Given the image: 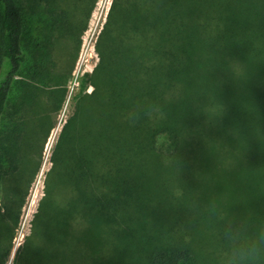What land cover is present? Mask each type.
Instances as JSON below:
<instances>
[{
    "label": "trees",
    "instance_id": "16d2710c",
    "mask_svg": "<svg viewBox=\"0 0 264 264\" xmlns=\"http://www.w3.org/2000/svg\"><path fill=\"white\" fill-rule=\"evenodd\" d=\"M53 1L50 27L65 26ZM25 30L19 1L0 0V264H231L230 247L264 249V0L110 1L92 91L8 261L41 152L26 154L20 117L3 121L37 67Z\"/></svg>",
    "mask_w": 264,
    "mask_h": 264
},
{
    "label": "rangeland",
    "instance_id": "374dc122",
    "mask_svg": "<svg viewBox=\"0 0 264 264\" xmlns=\"http://www.w3.org/2000/svg\"><path fill=\"white\" fill-rule=\"evenodd\" d=\"M18 1L25 18L24 53L28 64L36 62L37 67L31 73V86L25 89L28 93H22L17 88L12 92L9 102L11 108L7 109L11 114L5 116L3 121L6 123L12 121L13 117H20L19 120L25 122L21 126L24 137L35 144L30 143L26 154L35 157L38 146L41 147V152L37 171L24 196L8 261L29 231V223L42 196L44 177L51 167L50 156L60 131L72 116L75 101L84 93L92 91L87 75L97 62L95 52L89 56V63L81 66L76 77L75 67L78 66L85 31L97 19L91 37L92 43L111 0H55L53 10L64 13L65 18L60 22L67 23L65 26L61 24L52 28L49 24L51 4H46L45 0ZM55 36L57 37L53 38ZM48 41L52 42L51 51ZM82 139L80 136V143Z\"/></svg>",
    "mask_w": 264,
    "mask_h": 264
},
{
    "label": "clouds",
    "instance_id": "9594fccd",
    "mask_svg": "<svg viewBox=\"0 0 264 264\" xmlns=\"http://www.w3.org/2000/svg\"><path fill=\"white\" fill-rule=\"evenodd\" d=\"M226 236L231 240L233 234L226 232ZM264 252L258 243L247 242L235 248L229 249V259L231 264H257L258 257Z\"/></svg>",
    "mask_w": 264,
    "mask_h": 264
},
{
    "label": "built area",
    "instance_id": "2783aa9c",
    "mask_svg": "<svg viewBox=\"0 0 264 264\" xmlns=\"http://www.w3.org/2000/svg\"><path fill=\"white\" fill-rule=\"evenodd\" d=\"M107 8H109V6H107ZM108 10V9H107ZM107 14V11L105 12V15L104 17L102 18L103 21L101 22L100 26H99V29L97 30L96 32V35H95V38L97 37L98 33H99V30L101 29V26L103 25V22L105 20V16ZM97 24V19L96 21L91 24L89 26V28L85 31L86 33V36L84 37V39H82V42H81V45H80V52H79V62H78V66L75 67V74H74V77L77 76L78 74V71L80 70L81 66H86V65H83V64H87L89 63V56L91 55H94L93 51H94V41L96 40L95 38L93 39L92 43L91 42V37L94 33V29H95V26ZM87 55V57H86ZM95 58V57H94Z\"/></svg>",
    "mask_w": 264,
    "mask_h": 264
}]
</instances>
